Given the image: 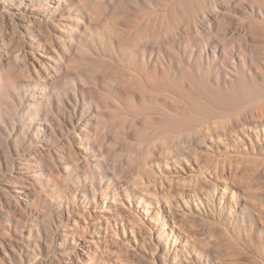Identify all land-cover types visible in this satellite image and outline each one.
I'll list each match as a JSON object with an SVG mask.
<instances>
[{"label":"rangeland","instance_id":"obj_1","mask_svg":"<svg viewBox=\"0 0 264 264\" xmlns=\"http://www.w3.org/2000/svg\"><path fill=\"white\" fill-rule=\"evenodd\" d=\"M214 1L66 0L60 11L67 16V24L56 30L52 25H47L48 29L44 27L47 19L43 14L48 9L38 10V7H48L50 0H0V240H4L8 247L11 239L15 246V252L10 250L11 258L0 246V264H80L77 254L82 256V249L92 237L100 247L94 257L95 264H179L171 248L164 250L165 245L159 237L163 231L159 230L161 226L166 227V235L179 232L170 214L166 215L168 212L164 210V221L157 220L158 224L155 219L152 221L154 215L151 216L150 209L156 208L157 204L147 202L136 206L140 194L127 183L124 174L114 177L116 166L125 164L122 161L125 153L135 154L139 158L138 164L147 157L145 154L155 160L152 152L146 153L148 145L156 148L155 151L160 150L163 145L161 137L173 132L176 122L167 114L176 110V104L165 96L137 95L132 98L123 92L116 95L113 84L101 70H94L86 63L104 58L124 68L119 59L124 48L119 41L132 29L134 20L149 15L159 20H173L177 13L194 15L203 3L210 5ZM96 3L103 9L101 16L94 13ZM237 4V0L220 2V13L209 6L202 16V33H195L180 23L181 29L170 44L154 40L141 43L136 50H131L134 54L132 62L141 65L142 62L161 61L169 77L174 79L172 82L178 87L180 96L194 87L209 104L219 105L229 122L245 117L249 127L262 130L264 115L253 117L237 102L245 95L264 93L261 85L264 64L263 67L257 66V63L264 62V48H252L264 41V30L255 35L239 36L240 17L249 10ZM83 10L93 16L91 23L83 19ZM51 15L48 13L47 17ZM68 16L80 24L68 20ZM259 19L264 23V16ZM87 25L103 40L102 48H90L85 30ZM40 31L42 34L38 33ZM224 32L230 42L241 43L245 48H215L211 44L204 48L205 44L211 43L212 35L219 38ZM123 56L122 62L126 63ZM250 71L253 77L248 75ZM81 74H86L82 83L76 78ZM49 94V102L44 103ZM116 99L127 112L139 105L148 108L154 127H147L144 109L136 116L137 127H120L113 112ZM88 115L94 116V122L86 127ZM100 115L107 121L106 129L97 124ZM74 125L86 128L85 135L82 133L86 143L77 140L73 134ZM196 136L177 134L173 140L174 148L188 156V163L181 161L177 165L171 164L167 170L162 169L165 177L170 176L173 182L183 184L186 191L202 186L198 172L190 171V168L198 167L196 158L188 155L191 144L199 149L198 162L207 155L220 154L214 141L207 137L199 144ZM68 141L92 157L90 165L69 154L65 149ZM58 149L61 151L56 155ZM50 153L54 156L51 159L48 157ZM254 158V155L249 156L244 176L238 172L237 178H231L239 202L232 217L228 206L231 192L224 195L221 203L222 179L215 181L216 188L208 186L214 184L212 181L204 184L213 198L212 212L205 216L207 218L188 213V210L183 213V202L178 197L181 207H175L173 216L183 219L181 235L191 236L187 247L192 255L191 264H258L261 255L264 257V229L256 222L260 226L245 235L242 222L243 215L246 222L251 219L249 203L264 206V166L254 165ZM220 165L229 166L226 161ZM125 166L134 169L133 164ZM42 179L48 182L45 190L39 186ZM100 186L119 192L123 200L119 205L124 212L125 228L115 211H111L109 222L112 227L107 230V243L102 238L105 222L95 223L97 234L91 228L93 223L85 225L80 222L77 229H67L64 235L61 224H67L69 218L85 210L95 209L92 187L98 190L96 200L99 208H103ZM197 193L199 197L203 196L202 192ZM127 194L130 199H126ZM40 196H43L42 201ZM184 198L191 204L195 202L189 194H184ZM129 200L145 221L141 227L132 228L127 220L132 216ZM159 200L163 209L165 202L160 197ZM196 202L199 204V200ZM203 204L207 206L205 201ZM145 206L149 208V215L145 213ZM116 218L118 225L115 224ZM224 227L243 239L239 247L226 237ZM5 231L11 237L2 236ZM37 231L41 236L35 235ZM29 235L34 240L29 239ZM35 240L38 249L32 246ZM196 247L206 250L204 258L193 252ZM36 251L43 256L39 262L33 259ZM119 256L125 261L119 262Z\"/></svg>","mask_w":264,"mask_h":264},{"label":"bare ground","instance_id":"obj_2","mask_svg":"<svg viewBox=\"0 0 264 264\" xmlns=\"http://www.w3.org/2000/svg\"><path fill=\"white\" fill-rule=\"evenodd\" d=\"M66 0H50L48 7H38L40 12H43L44 8H47L48 11H45L43 14L44 18L47 19V23L44 24V27L52 25L56 30H60L66 26L67 22H65L66 17L63 15V11H60V6L62 3H65ZM226 0H216L210 5L208 3H203L200 9H198L194 15L188 14H178L173 20H166L165 18L159 20L154 18L153 15H149V17H141L134 20V24L132 25V29L128 30V34L120 37V46L124 48L121 53H119V59L123 64L124 68H122L119 64L115 65L113 61H107L104 58L99 59L97 62H87L86 64L90 66L94 70H101V72L105 75V78L109 80L114 87V93L116 95L121 94L122 92L130 95L132 98H136L137 95H141L146 97L148 95L153 96H165L168 99H171L176 104V110L172 113H168V116L172 117V121L176 122L173 125V132L169 136L161 137V141L163 143L160 150L155 151L151 145H148V149L146 153L153 154L155 160H150L148 155L142 164H138L139 158L135 156V154H127L125 153V157H123V163H120L121 166H116L114 171V177L117 178L124 174L127 179V183L132 184L134 190L140 194V197L136 200V206L144 205L147 202L156 203V208L150 209L151 216L154 215L152 221L155 219L163 220L164 210L168 212L171 216L173 225L179 229V232H173L169 235H166V230L164 226H161L159 230H163L159 235L162 238L163 245H165L164 250H169L171 248L172 254L175 256L176 260H178L179 264H191L192 255L187 250L188 242L191 239L189 235H181L183 230V219L178 220L173 216V210L175 207H181V201L183 202L182 206H184L181 211L183 213L188 212L195 215L200 216L201 218L205 217L208 213L212 212L211 208L213 207L211 201L213 198L210 195L208 187L204 184L212 181L213 188H216L215 181L217 179H222L223 188L221 193V203L223 202L224 195L228 192H231L229 197L228 206L230 208V215L232 217V213L234 211V207L237 208L239 206L238 199L235 197V188L233 187V181L231 178L238 177V172L241 173L240 176H244L247 173V165L250 161L249 156L254 155L256 158L252 159L254 165L264 166V123H261L262 130L252 129V127L248 126L247 118L241 117L237 120V122H229L223 116L222 108L216 103L209 104L204 96L195 90L194 87H190L185 91L184 96H180L177 92L178 87L172 82L171 77H169L168 70L164 67L161 61L155 62H142L141 65L134 64L133 57L134 54L131 50H136L141 43L154 40L156 42H167L170 44L173 41V37L175 38L181 27L180 23L195 33H202V16L208 7H212L214 11L220 13L221 5L220 2H225ZM237 6L247 7L249 13L240 17V21L238 23L239 36L244 35H255L259 30H264V23L259 19V16H264V0H237ZM54 3V4H53ZM96 8L94 13L97 16L102 15V7H100L97 3L95 4ZM55 7V8H54ZM48 13L52 14L51 17H47ZM83 19H86L88 23H91L93 16L83 10ZM68 20L72 21L68 16ZM76 22V21H72ZM76 24H80L77 23ZM48 25V26H47ZM90 25V24H89ZM92 26V24H91ZM48 29V28H47ZM85 26V30L88 33V40L90 43V48H102L100 45L103 43V40L99 38L98 35L94 34L90 31V29ZM60 32H64L61 30ZM42 34V32H38ZM211 43H207L204 45V48H209L210 44L215 48H245L243 44L230 42L227 38V32H224L221 36L216 37L214 35L211 36ZM249 45H253V43H249ZM252 48H264V41L254 44ZM241 53L240 55H242ZM122 55L126 63L122 62ZM58 56V54H57ZM60 58V56H58ZM264 62L257 63L258 67H263ZM121 69V70H120ZM49 73V72H48ZM252 76V72L248 74ZM86 74L78 75L76 78L82 83ZM75 81V80H73ZM45 88L46 84L44 81ZM264 87V81L261 83ZM235 90L236 87L233 84L232 86ZM179 97V98H178ZM43 100V99H42ZM50 94L45 96L44 103L49 102ZM115 103V122L122 128L126 129L128 126L137 127V119L136 116L140 110L144 109L146 118L148 119L147 127H154V122L151 120V111L148 108H144L142 105L137 106V110L131 109L130 112L123 110L120 106V103L116 99ZM238 105L242 107V109L249 110V113L252 114L253 117H262L264 115V93L257 94L255 96H243L238 100ZM76 109V108H75ZM94 116L88 115L86 118V127L94 122ZM97 124L100 125L103 129L108 127L107 121L100 116L97 118ZM73 134L76 136L77 140H80V143L84 144L87 142V139L82 135L86 128L82 126L74 125ZM81 130V131H80ZM254 133H250V132ZM189 135L196 134V141L201 144L204 143L205 139L210 138V140L217 144V147L220 148L219 155H207L206 159L201 162H198L197 157L199 155V149L195 146L189 149V156L196 158L197 169L190 168L192 172H198L201 176V184L202 186L198 188V185L195 188H190V191H186V187L178 181L173 182V179L168 176H164L163 168L166 170L170 167L171 164L177 165L181 163V161H185L188 163L187 155L184 154L180 149L174 148V142L176 135ZM214 145V144H213ZM224 147V149H221ZM65 149L72 155L76 160H80L81 158L85 162V165L91 164V158L89 154L84 153L83 151H79L77 147L75 148L72 141H68V144L65 146ZM61 149H58L56 155H59ZM261 152V153H259ZM48 157H54L51 153L48 154ZM226 161L229 166H221L220 164ZM118 163V162H115ZM132 165V170L128 169V166ZM164 166V167H162ZM241 168V169H240ZM194 172V173H195ZM147 176V179L144 177ZM39 186L42 190H45L48 187V182L46 179H42V182L39 183ZM101 187L100 195L104 199L102 207L97 202V193L98 190L95 187H92V192L94 194V204L95 209L93 210H85L82 214H78L76 217H72L68 219L67 224H61L60 227L64 230V235H66V230L68 229H77L79 227L80 222L86 223L85 225L92 224V229L94 233H98V227L95 223L97 222H105V234L102 237L107 243V230L112 227L110 226L111 217L109 213L111 211H115L117 218L121 219V224L125 228L123 211L121 210V206L119 202L122 200L119 196V192L116 189L110 190V188ZM52 188H50L51 190ZM198 191L202 192L203 196L199 197ZM41 193V192H40ZM39 193V195H40ZM49 194V193H48ZM184 194H189L194 198V204L186 201L184 198ZM38 195V196H39ZM42 197L40 196V200L42 201ZM159 197L164 200V208H161V203ZM178 197L181 198L179 201ZM130 199L127 194V198ZM207 203V206L203 204V201ZM199 200V204L196 202ZM123 201V200H122ZM44 202H46L44 198ZM62 203V202H61ZM130 210L132 216L129 217L128 222L130 223L132 228L141 227V224H144L145 221L139 215L137 211H135L134 204L132 200H129ZM248 212L250 213V220H245V216H242V222L244 225V233L248 234V231L253 233L256 230V226L258 225L256 222H259L261 225V229H264V206L261 203H249ZM225 205V204H224ZM145 210L148 215L150 214L149 208L145 206ZM210 211H208V210ZM188 210V211H186ZM255 211L256 215L253 216V212ZM165 214V213H164ZM115 219V224H119V220ZM33 221L32 223H34ZM31 223V224H32ZM152 224H150L151 226ZM258 225V226H260ZM101 228V227H100ZM258 228V227H257ZM226 237L235 241V244L239 247V243L243 241L241 237L235 236L234 233L230 231L227 227L223 228ZM36 236H41L40 231L35 233ZM2 236H10L8 231L3 232ZM29 239H32V235L28 236ZM181 238L182 240H179ZM34 240V238H33ZM102 242V239L100 238ZM105 245V244H104ZM0 246L2 250L9 255L11 258V251L15 252V246L11 242L9 246H6L4 240H0ZM32 246L37 247V241L35 240L32 243ZM195 246V245H194ZM39 247H37L38 249ZM198 248V249H197ZM100 251V247L98 241L92 237L90 242L87 243L86 247L82 249V256L77 254V259L80 264H95L94 257L97 255V252ZM193 252H195L196 256L203 257L206 255V250L204 248L196 247L193 248ZM41 252H34L33 259L35 261H40L43 257ZM262 259L258 260V264H264V257L261 255ZM118 261H125L122 257H118ZM198 263H201L198 260ZM106 264V263H105ZM193 264H196L193 262Z\"/></svg>","mask_w":264,"mask_h":264}]
</instances>
